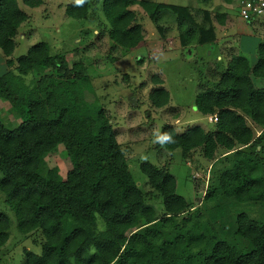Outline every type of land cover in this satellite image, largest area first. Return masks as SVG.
<instances>
[{
  "label": "trees",
  "instance_id": "trees-1",
  "mask_svg": "<svg viewBox=\"0 0 264 264\" xmlns=\"http://www.w3.org/2000/svg\"><path fill=\"white\" fill-rule=\"evenodd\" d=\"M21 1L31 8L42 2ZM90 4L89 0L70 3L65 13L85 19ZM134 6L161 34L166 29L160 20L171 12L183 48L214 38L209 12L199 20L198 11L182 6L102 0L114 50H132L147 35ZM223 17L214 16L220 23ZM27 19L17 0H0V51L8 68L0 75V100L10 105L19 121L9 128L0 117V194L15 215L18 231L40 230L44 238L40 255L25 250L23 264H264L263 220L239 214L234 230L239 246L232 245L213 224L222 214L220 206L213 218L199 209L189 211L187 201L176 193L174 176L143 162L140 171L151 191L160 196L163 213L147 205L151 193L137 187L104 108L85 101L79 85L89 77L83 63L70 66L64 54H50L44 42L11 58ZM257 49L259 59L253 67L248 58L232 55L214 86L196 94L195 109L217 118L212 131L193 126L179 134L170 125L160 131L159 135L171 137L159 143L167 151L179 149L186 157L201 149L203 157L216 164L218 149L224 152L221 158L232 157V167L218 172V186L210 188L205 201L219 197L235 204L264 201V145L261 151L255 148L264 142V86L259 88L253 81L264 77V43ZM33 74L38 78L28 82L26 77ZM152 81L157 87L149 94L151 105L163 108L170 101L169 93L156 75ZM58 146L71 162L66 178L45 162ZM97 218L104 230L98 229ZM9 227L10 219L0 213V247L8 240Z\"/></svg>",
  "mask_w": 264,
  "mask_h": 264
},
{
  "label": "rangeland",
  "instance_id": "rangeland-1",
  "mask_svg": "<svg viewBox=\"0 0 264 264\" xmlns=\"http://www.w3.org/2000/svg\"><path fill=\"white\" fill-rule=\"evenodd\" d=\"M89 1L91 14L85 18L87 22H84L72 20L64 14V6L76 0H43L40 4L43 5L36 8L23 5L21 0H17L19 8L29 16V20L18 31L17 47L11 58L14 60L25 54L30 46L44 42L49 46L50 54H64L70 66L76 61H81L89 77L79 85L85 101L89 105L104 108L137 187L143 193H151V196L146 198L147 205L153 206L160 215L163 213L160 196L151 191L147 178L140 171L143 162H149L160 169H167L174 176L176 193L187 201L190 206L189 211L199 209L207 218H213L215 209L220 206L222 214L213 221V224L222 238L232 245L239 246V239L234 236L237 216L245 213L264 221V201L235 204L222 197L213 201L204 200L210 188L218 186V172L224 170V166L232 167V157L221 158L224 152L219 149L215 153V160L220 158L219 164L205 159L201 149H196L184 157L179 149L170 152L160 147L156 139L165 125L172 126L179 134L193 125L204 126L203 128L208 131L214 129V116L210 115L208 122L207 117L194 107L195 95L198 93L196 87L198 83L205 85L206 78L202 67V60H205V57L194 56L192 49L184 52L178 48L169 49L166 47L169 45L168 41L163 46V51L158 50L161 47L155 49L149 41L154 40L151 33L156 35L157 32L147 15H138L137 18L148 33L145 38L150 40L138 44L139 48L135 52H127L122 56L120 52L111 48L107 36L108 23L101 11L102 0ZM156 1L171 5H189V0ZM218 2L222 3L220 0ZM234 5L236 6L235 2L230 6L231 10ZM137 7L134 6L132 9L136 10ZM214 10L221 12L222 6L215 5ZM228 13L234 25L223 38L225 42L222 45H233L238 48L240 38L242 40L245 37H253L252 35L255 38L264 37V25L243 21L237 9ZM170 19L163 20V23L175 33L177 23L174 17ZM94 31L96 32L92 33ZM20 36L26 38L20 40ZM209 61L218 64L213 57ZM225 61L219 64L221 70ZM7 71L5 59L0 51V75ZM154 75L162 80V87L170 96L169 103L159 109L154 108L149 100L150 92L157 87L152 81ZM31 78L38 77L35 74L26 77L28 82L33 80ZM179 115L182 120L176 121ZM0 117L9 128H13L19 122L10 105L2 100H0ZM258 135L259 132L256 136ZM263 145L264 142L255 148L261 151ZM250 148L251 151L254 150L253 146ZM247 149L246 147L244 150ZM45 162L49 168H57L62 178H66L72 167L62 146H58L48 154ZM0 213H4L10 219L8 240L0 247V264H23L25 250L40 255L44 242L41 231L20 233L15 215L2 194H0ZM97 227L99 230L105 229L100 218H97ZM242 244L243 241L240 246Z\"/></svg>",
  "mask_w": 264,
  "mask_h": 264
},
{
  "label": "crops",
  "instance_id": "crops-1",
  "mask_svg": "<svg viewBox=\"0 0 264 264\" xmlns=\"http://www.w3.org/2000/svg\"><path fill=\"white\" fill-rule=\"evenodd\" d=\"M41 1H43V0H41ZM150 1H153V2H156V3H164V2H160V1H156V0H150ZM218 1L217 0H189V5H177V6H182V7L188 8V9H190L192 11H196V12L198 11V13H197L198 16L197 17H198L199 20H201L203 18V13L204 12H209L210 13L209 14L210 15V19H211L212 25L214 27V38H212L208 43H205V44H202V45L192 44V45H190V46H188L186 48L181 47L180 44H179L180 39L178 37V35H179L178 34V28L176 27V32L174 33V32H172L171 28H168L169 26H167L166 24L163 23V20L169 21V20H171L170 18H172V19H173V17L175 18V16H173L171 14V12H166L167 13L166 17L163 18L162 21L160 20V24L164 25V28L166 29V31L163 34H161V33L157 32L156 29H155V32H157L156 35H155V33H151L152 35L150 34L154 38V40L153 39L152 40L148 39V40H150L149 41L150 45H153V47L155 49H157V47L158 48L161 47L160 49H158L159 51L160 50L161 51L164 50L163 46L168 41L169 45H166V47H168L169 49L178 48V49H181L183 52L185 50L192 49L193 50L192 54H194V56H199V57L203 56V57H205V60H202L203 61L202 67H204L203 68L204 69L203 73H204L205 78H206V80L204 81L205 85H200L198 83V85L196 87L197 92H199L204 87H211L212 85L214 86V84L219 79V73H221L222 71H224L226 69L227 64H228L229 60L231 59L232 55H240V56H242L244 58L245 57L248 58V60L250 62L249 65L251 67H253V65L256 64L258 62V59H259L258 58V49L257 48H258V46L260 44L264 43V37L255 38V36L252 35L253 37H245L242 40L240 38L239 39L238 48H236L233 45H231V46H225V44L222 45L225 42L223 40V38H225L226 35H228V31L234 25V21L230 19V15H229L228 12L229 11L230 12H234L237 9V2H236V0H231L230 3H227L224 0H220V1H222V3L218 2ZM234 2L236 4V6L234 5L233 10H231L230 6ZM68 4L69 3H67L64 6V14H65L66 17L71 18V17L67 16L66 13H65L66 6ZM164 4H166V3H164ZM42 5H40V6H42ZM167 5H171V4H167ZM215 5H220V7L222 6L221 12H219L218 10H216V12H215V10H214L215 9ZM34 8H36V7H34ZM218 8H219V6H218ZM224 9H227V10L225 11ZM135 11H136L137 15H144L143 11L139 7H137ZM90 14L91 13H90V8H89V15ZM215 14H221L222 16H224L223 17V23L218 22V20H216L214 18ZM71 19L75 20L73 18H71ZM28 20H29V16H28V19H27L26 23L28 22ZM88 20L90 21L91 17L88 18ZM75 21H84V22L86 21L87 22V20H85V19L84 20H75ZM175 21H176V19H175ZM26 23H24V24H26ZM249 24H252V23H249ZM253 25H255V24H253ZM262 25H264V22L260 23V26H262ZM255 26H254V28H255ZM25 29H27V28H25ZM95 32L96 31H94L92 33H95ZM28 34H29V32L27 33V35ZM146 36H148V35H146ZM25 38H26V36L25 37L24 36H20V40L25 39ZM148 40L145 38L142 42L139 43V45L141 43H144V42L147 43ZM109 42H110V40H109ZM219 44L222 45V46L219 47L218 46ZM158 45H160V46H158ZM138 48L139 47L136 46L132 50H125L123 48L117 47L115 50L120 52V54L123 56V55H126L127 52H130V53L135 52ZM212 57L214 58V61H216L218 64H214L213 62L209 61L210 59H212ZM224 60H226L225 61V65H224L223 69L221 70V65H219V64H221V62H223ZM253 81L255 82V85L257 87L263 88V86H264V77L263 78H254L253 77ZM203 116L207 117L208 122L210 121L209 120L210 119V115H203ZM179 120H182L180 115L178 116V118H176V121H179ZM248 121L250 123H252V120L250 118H248ZM193 126H200V125H193ZM193 126H189L187 128H190V127H193ZM200 127L202 129H204L205 131H208L205 128H203L204 126H200ZM187 128H185L183 130V132Z\"/></svg>",
  "mask_w": 264,
  "mask_h": 264
},
{
  "label": "built area",
  "instance_id": "built-area-1",
  "mask_svg": "<svg viewBox=\"0 0 264 264\" xmlns=\"http://www.w3.org/2000/svg\"><path fill=\"white\" fill-rule=\"evenodd\" d=\"M237 12L243 21L261 23L264 21V0H236ZM214 121L217 118L213 117Z\"/></svg>",
  "mask_w": 264,
  "mask_h": 264
},
{
  "label": "clouds",
  "instance_id": "clouds-1",
  "mask_svg": "<svg viewBox=\"0 0 264 264\" xmlns=\"http://www.w3.org/2000/svg\"><path fill=\"white\" fill-rule=\"evenodd\" d=\"M85 2V0H76V3L77 5H82L83 3ZM157 141L161 144L165 143V142H168L171 140V137L168 136L167 134L165 135H159L157 134V137H156Z\"/></svg>",
  "mask_w": 264,
  "mask_h": 264
}]
</instances>
